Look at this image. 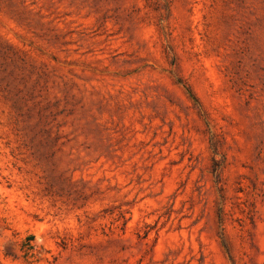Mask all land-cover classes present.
Returning <instances> with one entry per match:
<instances>
[{"label":"rangeland","instance_id":"1","mask_svg":"<svg viewBox=\"0 0 264 264\" xmlns=\"http://www.w3.org/2000/svg\"><path fill=\"white\" fill-rule=\"evenodd\" d=\"M0 264H264V0H0Z\"/></svg>","mask_w":264,"mask_h":264}]
</instances>
